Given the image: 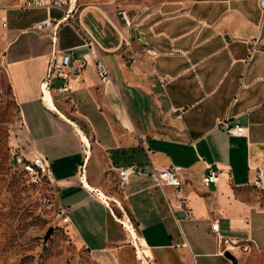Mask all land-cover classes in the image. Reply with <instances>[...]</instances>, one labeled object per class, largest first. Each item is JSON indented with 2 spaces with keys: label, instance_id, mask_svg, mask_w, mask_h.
<instances>
[{
  "label": "crops",
  "instance_id": "0c3cea01",
  "mask_svg": "<svg viewBox=\"0 0 264 264\" xmlns=\"http://www.w3.org/2000/svg\"><path fill=\"white\" fill-rule=\"evenodd\" d=\"M77 6L76 28L64 22L52 37L30 29L50 10L29 25L23 11L8 10L0 27L21 151L46 159L69 235L94 264H232L218 237L250 246L229 251L237 264L264 258V46L252 44L264 41V14L256 0L165 1L128 11V27L106 6ZM81 29L100 49L107 82L90 58L72 74L88 53ZM51 49L71 55L63 92V78L46 79L58 58ZM223 122L243 126V135L227 134ZM128 164L140 172L116 189L104 184ZM167 167L181 181L183 208L172 186L148 174ZM208 167L217 180L204 185Z\"/></svg>",
  "mask_w": 264,
  "mask_h": 264
},
{
  "label": "rangeland",
  "instance_id": "374dc122",
  "mask_svg": "<svg viewBox=\"0 0 264 264\" xmlns=\"http://www.w3.org/2000/svg\"><path fill=\"white\" fill-rule=\"evenodd\" d=\"M165 1L171 0H77V7L87 2L106 6L116 13L118 9H150ZM17 13L10 11L9 15ZM60 13L55 9L49 11L54 19ZM19 14L25 17L22 24L29 25L43 17L45 11L30 9ZM0 88L3 92L0 95V264H94L89 251L78 245L60 222L56 189L51 179L41 176L32 182L15 164L23 147L22 123L10 100L3 73H0ZM111 181L103 179L104 184L116 189V181ZM102 198L107 200L105 195ZM121 220L134 231L127 219ZM118 226L121 229L122 225L118 223ZM49 228L51 231L44 238ZM254 264H264V258Z\"/></svg>",
  "mask_w": 264,
  "mask_h": 264
},
{
  "label": "built area",
  "instance_id": "2783aa9c",
  "mask_svg": "<svg viewBox=\"0 0 264 264\" xmlns=\"http://www.w3.org/2000/svg\"><path fill=\"white\" fill-rule=\"evenodd\" d=\"M76 0H15V3L10 4L7 0H0V11L3 14L0 16V27H6V16L5 12L8 10H19L26 11L30 9H43L47 14L49 10L55 9L61 12V16L58 19H54L50 17L48 14L45 18L36 21L31 26V32L40 37L46 34H50L51 37L54 36L58 27L67 22L68 24H77L76 21ZM257 6L262 14H264V0H256ZM116 15L118 19L125 26H130V18L128 15V11L124 9H118L116 11ZM46 31V32H45ZM82 31V44L88 48V53L83 54L80 58V64L72 70V74L76 77L80 71V68L83 66L84 62L87 58H90L95 66L96 75L99 80L104 83L108 81V74L106 71V67L101 60L100 49L97 47L93 38L84 30ZM253 45L264 46V41H253ZM52 56L55 53H58V58H53V62L47 68L46 79L61 77L65 81L61 86L57 88L58 92H63L69 88L67 78H68V69L70 68V59L71 55L67 51H60L51 49ZM146 52L152 53V50L146 49ZM0 73H3V69L0 66ZM3 94L0 88V95ZM225 132L229 135L241 136L244 133V127L239 124H227L225 122L222 123ZM15 164L19 165L21 170L27 174L29 179L32 182L38 180L41 176H45L50 179V170L47 164L46 159L38 154L32 155L31 157L26 156L22 152L15 159ZM140 172L138 167L135 164H128L123 167H119L116 170V182L119 187L124 185L127 182V179L130 175ZM148 174L154 181L155 185L160 186L161 184L169 185L174 188V197L178 202L179 208H183V196L181 194V181L176 175V171L172 167L156 169L151 168ZM260 173H258L259 175ZM217 180V172L214 169L207 168L206 173L202 176L201 181L204 185L209 183H214ZM57 216L60 218V222L66 223L68 222V217L66 216L64 208L61 206L58 207ZM191 215L187 211L184 212V219L190 218ZM178 219H176V222ZM217 225L212 224L210 228L212 230H216ZM218 242H220L222 246V250L232 251V250H240L241 252H248L250 247L248 244H239L236 240L230 239H221L218 237ZM221 239V240H220Z\"/></svg>",
  "mask_w": 264,
  "mask_h": 264
},
{
  "label": "water",
  "instance_id": "95a60500",
  "mask_svg": "<svg viewBox=\"0 0 264 264\" xmlns=\"http://www.w3.org/2000/svg\"><path fill=\"white\" fill-rule=\"evenodd\" d=\"M50 231H51V228H49V229L45 232L44 238H46V237L48 236V234L50 233ZM223 255H224L226 258H228L232 264H237V261H236L235 257H234L229 251H227V250L224 251V252H223Z\"/></svg>",
  "mask_w": 264,
  "mask_h": 264
},
{
  "label": "bare ground",
  "instance_id": "6f19581e",
  "mask_svg": "<svg viewBox=\"0 0 264 264\" xmlns=\"http://www.w3.org/2000/svg\"><path fill=\"white\" fill-rule=\"evenodd\" d=\"M48 97H49V95L47 94V95H46V99H45V101L47 100ZM48 99H49V98H48Z\"/></svg>",
  "mask_w": 264,
  "mask_h": 264
}]
</instances>
